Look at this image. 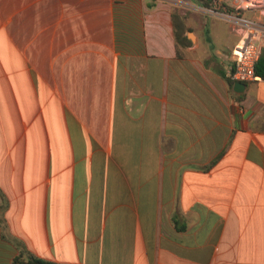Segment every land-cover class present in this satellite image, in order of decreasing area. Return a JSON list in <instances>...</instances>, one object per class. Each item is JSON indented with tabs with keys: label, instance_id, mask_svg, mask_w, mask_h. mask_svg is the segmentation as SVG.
Here are the masks:
<instances>
[{
	"label": "crops",
	"instance_id": "0c3cea01",
	"mask_svg": "<svg viewBox=\"0 0 264 264\" xmlns=\"http://www.w3.org/2000/svg\"><path fill=\"white\" fill-rule=\"evenodd\" d=\"M238 39L196 0H0V264H264Z\"/></svg>",
	"mask_w": 264,
	"mask_h": 264
},
{
	"label": "built area",
	"instance_id": "2783aa9c",
	"mask_svg": "<svg viewBox=\"0 0 264 264\" xmlns=\"http://www.w3.org/2000/svg\"><path fill=\"white\" fill-rule=\"evenodd\" d=\"M203 11L238 30L239 39L232 49V65L226 69V78L243 84L264 81L256 74L264 49V0H212V6L203 7Z\"/></svg>",
	"mask_w": 264,
	"mask_h": 264
},
{
	"label": "trees",
	"instance_id": "16d2710c",
	"mask_svg": "<svg viewBox=\"0 0 264 264\" xmlns=\"http://www.w3.org/2000/svg\"><path fill=\"white\" fill-rule=\"evenodd\" d=\"M196 1L199 2L203 7L212 6V0H196ZM173 23L175 27V38L177 40V44H180L181 37L183 35L184 26H183V20L181 16H179L176 12L173 13ZM256 74L261 76L264 79V49L256 65ZM230 82L231 84H233L232 81ZM13 264H58V263L38 258L31 253L23 251L19 254V256H17L14 259Z\"/></svg>",
	"mask_w": 264,
	"mask_h": 264
},
{
	"label": "water",
	"instance_id": "95a60500",
	"mask_svg": "<svg viewBox=\"0 0 264 264\" xmlns=\"http://www.w3.org/2000/svg\"><path fill=\"white\" fill-rule=\"evenodd\" d=\"M246 85L243 83H235L234 91L237 93H241L245 89Z\"/></svg>",
	"mask_w": 264,
	"mask_h": 264
}]
</instances>
